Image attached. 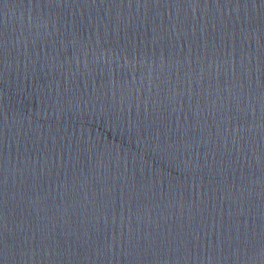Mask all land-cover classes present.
I'll return each instance as SVG.
<instances>
[{
    "label": "water",
    "instance_id": "obj_1",
    "mask_svg": "<svg viewBox=\"0 0 264 264\" xmlns=\"http://www.w3.org/2000/svg\"><path fill=\"white\" fill-rule=\"evenodd\" d=\"M0 264H264V0H0Z\"/></svg>",
    "mask_w": 264,
    "mask_h": 264
}]
</instances>
